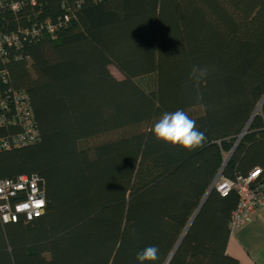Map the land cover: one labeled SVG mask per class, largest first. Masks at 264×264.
<instances>
[{
    "label": "trees",
    "instance_id": "1",
    "mask_svg": "<svg viewBox=\"0 0 264 264\" xmlns=\"http://www.w3.org/2000/svg\"><path fill=\"white\" fill-rule=\"evenodd\" d=\"M34 1L1 27L49 17L61 29L21 45L0 91L27 94L41 139L0 152V179L41 177L45 210L0 220V264H139L148 246L159 259L145 264H165L209 190L169 264H238L226 253L238 198L211 186L253 169L264 183V103L252 117L264 97V0ZM148 75L146 92L135 80ZM178 109L205 133L202 147L154 136Z\"/></svg>",
    "mask_w": 264,
    "mask_h": 264
},
{
    "label": "built area",
    "instance_id": "2",
    "mask_svg": "<svg viewBox=\"0 0 264 264\" xmlns=\"http://www.w3.org/2000/svg\"><path fill=\"white\" fill-rule=\"evenodd\" d=\"M34 0H0V20L4 13L15 14L24 6H35ZM63 8L64 6L61 5ZM36 15H39L37 11ZM28 26L6 30L0 25V82L5 83L7 63L21 59L19 48L25 41L38 36L55 39L62 20L53 22L49 17L28 18ZM28 59V57H26ZM0 128H11V133L0 137V152L29 147L40 142L38 123L32 111L30 99L22 90L0 91ZM258 169L249 172L246 178L235 181L219 178L215 187L225 196L229 190L236 193L238 203L228 223L230 234L240 229L256 210H264V183L256 184ZM45 210V183L38 175H20L16 179H0V220L3 223L18 222L23 218L32 221Z\"/></svg>",
    "mask_w": 264,
    "mask_h": 264
},
{
    "label": "clouds",
    "instance_id": "3",
    "mask_svg": "<svg viewBox=\"0 0 264 264\" xmlns=\"http://www.w3.org/2000/svg\"><path fill=\"white\" fill-rule=\"evenodd\" d=\"M206 74V69L194 68L192 71L195 78L203 77ZM152 131L157 140L187 151L202 147L206 140L205 133L197 129L196 121L182 109L163 113L155 122ZM136 259L139 264L157 261L159 249L156 246H148L136 254Z\"/></svg>",
    "mask_w": 264,
    "mask_h": 264
},
{
    "label": "crops",
    "instance_id": "4",
    "mask_svg": "<svg viewBox=\"0 0 264 264\" xmlns=\"http://www.w3.org/2000/svg\"><path fill=\"white\" fill-rule=\"evenodd\" d=\"M226 253L238 264H264V210H256L240 229L230 234Z\"/></svg>",
    "mask_w": 264,
    "mask_h": 264
},
{
    "label": "water",
    "instance_id": "5",
    "mask_svg": "<svg viewBox=\"0 0 264 264\" xmlns=\"http://www.w3.org/2000/svg\"><path fill=\"white\" fill-rule=\"evenodd\" d=\"M262 103H264V97H262L260 103L258 104L257 108L255 109V111L253 112V116L254 117L257 114L258 109L261 107ZM249 122L247 123V126L243 129V131L241 132V134L239 135V138L247 131V128L249 127ZM228 159V158H227ZM227 159L224 161V163H226ZM220 178V175L218 174L216 180L213 182V185L211 186L212 188L215 185V182ZM211 188V189H212ZM210 192V190L207 192V194L202 198V202L199 205V207L196 209L195 214L191 217V220L189 221V223L187 224L188 226L186 227V229L183 231L182 235L180 236V240L178 241V243L176 244V246L174 247L172 253L170 254L169 258L167 259L165 264H169V260L172 257V255L174 254V252L176 251V248L179 246L180 241L183 239V236L185 235V233L187 232V230L190 228L192 221L194 220V218L196 217V215L198 214V211L200 210V208L202 207L203 203L205 202V198L208 195V193Z\"/></svg>",
    "mask_w": 264,
    "mask_h": 264
},
{
    "label": "rangeland",
    "instance_id": "6",
    "mask_svg": "<svg viewBox=\"0 0 264 264\" xmlns=\"http://www.w3.org/2000/svg\"><path fill=\"white\" fill-rule=\"evenodd\" d=\"M109 71L117 80H122V76L112 66L109 68ZM135 82H137L141 86V88L146 92L152 91L155 87L154 75L136 78ZM90 143H81V145L86 147Z\"/></svg>",
    "mask_w": 264,
    "mask_h": 264
}]
</instances>
